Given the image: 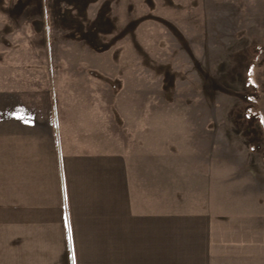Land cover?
<instances>
[{"label": "rangeland", "instance_id": "obj_1", "mask_svg": "<svg viewBox=\"0 0 264 264\" xmlns=\"http://www.w3.org/2000/svg\"><path fill=\"white\" fill-rule=\"evenodd\" d=\"M239 1L0 0V89H52L63 130L77 118L87 149L126 158L142 210L255 212L264 145L242 98L264 2Z\"/></svg>", "mask_w": 264, "mask_h": 264}, {"label": "crops", "instance_id": "obj_2", "mask_svg": "<svg viewBox=\"0 0 264 264\" xmlns=\"http://www.w3.org/2000/svg\"><path fill=\"white\" fill-rule=\"evenodd\" d=\"M5 84L0 264H264V203L227 214L142 210L126 158L87 149L77 118L65 132L52 89Z\"/></svg>", "mask_w": 264, "mask_h": 264}, {"label": "flooded vegetation", "instance_id": "obj_3", "mask_svg": "<svg viewBox=\"0 0 264 264\" xmlns=\"http://www.w3.org/2000/svg\"><path fill=\"white\" fill-rule=\"evenodd\" d=\"M249 71L250 77L247 80V95L242 99L248 102L243 114L251 121L253 132L257 133L258 138L252 144L264 145V46L254 50V56L244 60ZM255 69V73L252 71ZM257 70V72H256ZM243 115V116H244ZM251 131V132H252ZM258 147V146H257Z\"/></svg>", "mask_w": 264, "mask_h": 264}]
</instances>
